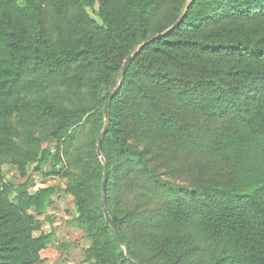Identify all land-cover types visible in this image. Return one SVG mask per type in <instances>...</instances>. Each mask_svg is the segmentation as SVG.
Here are the masks:
<instances>
[{
    "label": "trees",
    "instance_id": "16d2710c",
    "mask_svg": "<svg viewBox=\"0 0 264 264\" xmlns=\"http://www.w3.org/2000/svg\"><path fill=\"white\" fill-rule=\"evenodd\" d=\"M190 1L55 0L85 26L97 4L102 27L68 24L54 39L47 28L58 21L41 0H0V264H38L50 240L33 235L41 223L29 210L41 214L55 189L30 194L2 175L22 106L55 137L87 116L83 176L70 190L75 221L95 225L97 264H264V0ZM145 42L106 126L123 63ZM25 70L39 91L81 87L88 100L29 106ZM103 164L105 208L123 245L101 207Z\"/></svg>",
    "mask_w": 264,
    "mask_h": 264
},
{
    "label": "rangeland",
    "instance_id": "374dc122",
    "mask_svg": "<svg viewBox=\"0 0 264 264\" xmlns=\"http://www.w3.org/2000/svg\"><path fill=\"white\" fill-rule=\"evenodd\" d=\"M40 1V0H39ZM55 0H41L51 23L49 33L54 39L59 28L64 25L82 26L95 30L102 27L96 12L98 5L85 9L87 25L78 20L83 16L75 9L59 10L54 6ZM61 12H64L63 14ZM161 13L173 17V10L168 7ZM84 16V17H85ZM54 19V20H53ZM57 29V30H56ZM23 82L27 83L21 98L29 106H34L40 100H47L56 107L73 108L88 100L87 92L81 87H75L69 92L59 86L50 90L39 91L30 82L35 78L27 70L23 73ZM31 108V107H30ZM27 106H22L14 118L15 150L12 156L2 165V175L5 182L14 185H25L26 191L34 194L44 188H54L55 193L48 199L41 214L33 209L29 213L40 221V230L34 236L47 234L49 242L39 253L41 261L38 264H97L93 257V247L98 241L95 235V225H79L75 219L78 216L77 202L71 194L70 187L82 175V158L87 150L90 124L82 121L72 126L65 136H51L52 128L44 122L35 120L33 113H27ZM43 152H48L51 158L39 163ZM79 160V161H77ZM177 185L188 186L189 182L176 179ZM14 194L10 196L12 198Z\"/></svg>",
    "mask_w": 264,
    "mask_h": 264
},
{
    "label": "water",
    "instance_id": "95a60500",
    "mask_svg": "<svg viewBox=\"0 0 264 264\" xmlns=\"http://www.w3.org/2000/svg\"><path fill=\"white\" fill-rule=\"evenodd\" d=\"M193 1L194 0H191L190 3L193 2ZM178 23H179V21L176 24H174L172 27H175ZM145 44H146V42L143 43L130 56H128L125 59L124 63H123V67H122V70H121V80H120L119 84L116 86V88L109 95L108 99L106 100V102L104 104V114H105V117H106V126H108V124H109V113H108L109 103H110L111 99L114 97V95L120 89V87H121V85L123 83V77L125 75V71L127 70L128 66L130 65V63L132 62V60L135 58V56L139 53V51L143 48V46ZM105 131H106L105 129L102 130V132L99 134L98 140H97V154H98L99 158H102V156H101V138H102L103 134L105 133ZM106 180H107V169H106V165L103 164V179H102V183H101V190H102L101 207H102V210H103V214H104L105 221L110 226V228L113 230V232L115 234V237H116L118 243L120 245H123L124 243H123V240H122V238L120 236V233H119L117 227L113 224L112 220L110 219L109 213H108V211L105 208L104 201H105ZM127 255H128V253H127ZM129 260L132 261L130 257H129Z\"/></svg>",
    "mask_w": 264,
    "mask_h": 264
}]
</instances>
